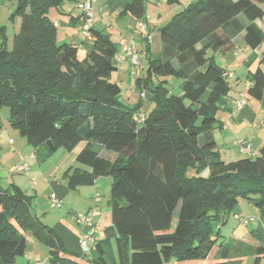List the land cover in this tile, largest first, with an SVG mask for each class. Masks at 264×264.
Returning <instances> with one entry per match:
<instances>
[{"label":"trees","instance_id":"16d2710c","mask_svg":"<svg viewBox=\"0 0 264 264\" xmlns=\"http://www.w3.org/2000/svg\"><path fill=\"white\" fill-rule=\"evenodd\" d=\"M70 1L16 0L10 48L5 30L0 35V111L9 108L10 127L44 158L83 143L76 161L90 172L67 171V189L111 178L112 226L89 258L73 254L33 214V197L0 185V264L25 255L28 235L48 248L47 264H228L240 246L220 240L214 226L236 214L240 199L264 220V146L233 162L216 150L217 113L232 89L216 57L242 32L248 48L261 45L256 21L264 18V0H194L158 29L160 51L154 55L153 44L145 45L146 72L136 79L138 92L148 91L153 103L141 124V99L124 104L111 81L116 49L103 31L91 29L83 58L77 46L57 42L48 12ZM123 1L124 14L145 16L148 0ZM168 78L180 83L170 90ZM247 78V96L262 99V71ZM262 259L259 245L254 264Z\"/></svg>","mask_w":264,"mask_h":264},{"label":"crops","instance_id":"0c3cea01","mask_svg":"<svg viewBox=\"0 0 264 264\" xmlns=\"http://www.w3.org/2000/svg\"><path fill=\"white\" fill-rule=\"evenodd\" d=\"M192 1L194 0H180L179 4H169L165 0H148L145 3L144 17H147L149 33L153 35L151 51L154 55L159 53L161 48L158 29L173 14L181 11ZM81 3L82 0H71L70 2L62 4L59 8L50 9L48 12L50 20L56 27L57 42L59 44L67 43L77 46L78 53L80 50L87 52L91 44V41L84 40L80 33L82 23ZM125 6L126 4L123 0H96L93 5V28L103 31L110 38L115 45L116 55L121 58V63L116 65L117 70L111 76V81L115 82L120 89L122 84L130 85L132 83L131 90L129 92L127 91L126 95L123 94V98L127 102L126 105L130 103L135 105L141 99L140 111L144 112L143 106L147 96L144 92L141 94L138 92L136 79L142 78V74L146 72L147 68L145 41L143 34L137 28L138 20L128 14H124ZM256 25L264 34V18L256 21ZM243 38L244 32L234 38L233 47L230 51L216 57L217 63L226 73L232 75L230 79L233 80V84L230 85L232 89L225 100L224 109L217 113L220 126L213 131L216 147L222 148L221 151L219 148L218 152L225 162H233L250 156L240 152L237 144L239 140L251 143L254 156L264 146V97L257 100L247 96L245 107L239 110L234 108V101L238 95L247 91L249 82L247 75L255 72L258 68L264 75V66L259 65V61L264 58V40L256 49H250L245 45ZM11 44L12 42H8V48L11 47ZM124 45H133L141 52V62L144 65L137 72L131 66L128 57L123 53ZM152 108L153 103L151 101L150 110ZM10 140L12 139L8 137L5 142V149H9L7 151L9 154H6L8 163H4V166H6L10 173H14V166L20 161H24V158L20 152L13 148L14 143H9ZM0 148L3 149L1 141ZM73 151L68 152V155H71ZM38 153L35 154L37 155ZM52 156L49 158H52ZM49 158H42V161H46ZM65 158L54 170L52 169V173L49 175L51 177L56 172L58 173L57 177L51 181L45 180L48 182L46 189L53 190L49 195V199L51 195H55L61 201L62 209H64L63 213L58 215V219L50 226L69 252L81 255L79 239L82 234V229L78 225L76 218L87 211H93L96 239L103 240L107 236L108 233L106 230L112 226L111 212L109 200L104 201L100 196V192L102 187H110L112 180L99 178L93 185L81 186L75 191L68 190L65 173L74 169L90 172V168L77 163L76 155H74L70 163H66ZM46 169L48 170L49 168ZM40 173L41 167L38 166L36 167L35 174L40 176ZM207 175L208 171H205L203 177ZM39 176L36 178H40ZM27 177H29V173ZM30 181L34 182L35 185L31 186ZM36 186V180L29 179L26 189L34 191L35 195L38 196L35 189ZM26 189L24 191L28 194ZM97 196L101 198V201L95 204L94 197ZM51 205L53 206L52 202ZM235 213L237 215L243 214L239 204L235 209ZM48 257V248L39 244L32 236L28 235L26 253L24 256L17 258L14 264H47Z\"/></svg>","mask_w":264,"mask_h":264},{"label":"rangeland","instance_id":"374dc122","mask_svg":"<svg viewBox=\"0 0 264 264\" xmlns=\"http://www.w3.org/2000/svg\"><path fill=\"white\" fill-rule=\"evenodd\" d=\"M15 8L16 0H0V35L1 32L5 29V36L7 37L9 43L12 42V37L18 29V21L12 22L10 20V16L14 12ZM85 55L86 52L81 50L79 51L80 58H83ZM142 65L144 64L142 63ZM142 75V77H144L145 73ZM155 81L156 79H154V82ZM228 82L229 85L233 84V80L231 79H228ZM168 83V89L171 90L172 88L178 86L180 81L175 78H168ZM131 87L132 83H130V85H121L120 100L124 104H126L127 102L123 98V94L126 95L127 91L129 92L131 90ZM144 93L146 94L147 99L143 106L144 112H141L146 114V112L148 113L150 111L151 101L150 93L148 91ZM128 105L130 107H133L132 103ZM9 114L10 111L7 107L2 108L0 111V124L2 126V131L0 132V141L1 145L3 146V149L0 148V185L3 188H6L10 184H14L24 191L27 188V181L29 179L36 180L37 186L35 189L38 193V196H36L34 191L32 190L29 191L28 189H26L28 194H26L25 191L24 192L26 195L33 197L32 202H34L33 204H31V210L33 214L40 218V221L44 225L52 228L50 225H53L52 223H54L58 219L57 216L62 214L64 209H56L51 205L49 195L53 190L51 191L46 189L48 182H46L45 180L51 181L55 179V177H57L58 175V173L56 172L54 175H51V177H49V175L52 173V169L54 170L65 157L67 158H65L66 163H70L74 155H77V153L82 149L83 143H80L74 149L73 153H71V155H68V152L64 150H60L54 156H52V158H49L46 161H42V158H44V151L40 150L37 155L34 153V150L30 146H28L26 141L20 136L19 131L14 130L10 127ZM8 137L12 139L9 141V143H14L13 148L20 152V154L24 158V161L29 165V177L23 174L10 173L6 166H4V163H8L7 155L9 153H7V151L9 149H5V142L7 141ZM219 148L220 147L217 146L216 150L218 151ZM221 149L222 148H220V151ZM221 159L223 160V158ZM38 166L41 167L40 176L35 174L36 167ZM46 168L49 169L47 170ZM37 176H39L40 178H36ZM110 179L111 178H108L107 180ZM102 181H104V179H102ZM100 196L102 199H104V201H108L110 199V187H102ZM239 207L242 210V216L246 218H254V223L244 227L234 218V214L231 213L230 215L224 217L223 221L217 223L214 226V230L220 236V240L231 242L234 246H236V244L238 243L240 246V250L237 253L230 254L229 258L227 259L228 264H254L256 248L259 245H264V220L260 218L259 212L247 199H240ZM110 238L111 246L113 249V256L116 258L113 239L112 237ZM259 264H264V259H262Z\"/></svg>","mask_w":264,"mask_h":264},{"label":"built area","instance_id":"2783aa9c","mask_svg":"<svg viewBox=\"0 0 264 264\" xmlns=\"http://www.w3.org/2000/svg\"><path fill=\"white\" fill-rule=\"evenodd\" d=\"M96 0H82L81 10H82V23H81V36L84 40L91 41L92 34L91 29L93 28L94 15H93V5ZM138 30L143 34L145 45L151 46L153 44V35L148 31L147 17H143L137 22ZM123 53L128 57L131 66L134 68L135 72L142 68L141 62V52L139 49L134 47L133 45H124ZM114 64L118 65L121 63V58L117 55L113 58ZM224 76L228 79L232 77L230 73H225ZM251 82H248L247 87L251 86ZM247 103V94L246 92L240 93L236 100L234 101L235 109H242L246 106ZM145 113H138L136 116L137 123L141 124L145 120ZM240 152L245 155L254 156L252 151L251 143L245 142L243 140H239L237 142ZM14 173L23 174L28 176L29 173V165L25 161H20L13 168ZM30 185H35L34 182L30 181ZM50 200L56 209L62 208L61 201L55 196L51 195ZM101 201L100 197H94L95 204H98ZM94 213L93 211H87L83 215L76 218L78 225L82 229V234L79 239V247L81 251V256L85 258H89L92 254L96 243V230L93 223ZM235 219L242 224L244 227L254 223V218H246L242 215H235Z\"/></svg>","mask_w":264,"mask_h":264}]
</instances>
